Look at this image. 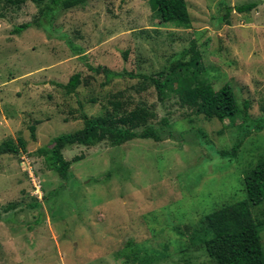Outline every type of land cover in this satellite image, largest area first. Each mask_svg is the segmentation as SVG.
I'll return each mask as SVG.
<instances>
[{
	"label": "rangeland",
	"instance_id": "374dc122",
	"mask_svg": "<svg viewBox=\"0 0 264 264\" xmlns=\"http://www.w3.org/2000/svg\"><path fill=\"white\" fill-rule=\"evenodd\" d=\"M186 1L188 26L162 22L154 0H89L16 34L39 9L30 0H0V145L26 141L18 154L0 153V264H216L201 242L216 230L209 213L239 210L218 228L264 221V201L249 203L244 185L264 155V0ZM251 2L249 12L235 9ZM226 7L233 8L225 18ZM192 42L214 88L233 87L241 108L234 121L191 113L174 91L161 104L140 76H157ZM75 73L82 82L67 93L61 84ZM114 99L129 109L153 106L157 124L169 114L164 139L69 146L67 159L83 158L72 162L67 181L47 168L37 149ZM253 122L262 128L252 129L236 157L215 153ZM261 241L264 247V230Z\"/></svg>",
	"mask_w": 264,
	"mask_h": 264
},
{
	"label": "trees",
	"instance_id": "16d2710c",
	"mask_svg": "<svg viewBox=\"0 0 264 264\" xmlns=\"http://www.w3.org/2000/svg\"><path fill=\"white\" fill-rule=\"evenodd\" d=\"M7 3L21 6L27 0H6ZM39 9L38 17L33 22H25L13 29L20 33L32 24L42 26L50 23L55 14L78 5H84L89 0H30ZM157 13L162 22L176 23L188 26L191 19L186 0H154ZM257 6L256 2L235 6L238 12H249ZM233 7H226L223 17L229 15ZM189 56V59L185 57ZM96 71L105 72L108 76L114 73L107 67H96ZM122 74V73H121ZM144 81L154 86L158 100L165 103L170 91H174L182 107L191 113L201 115L205 119H218L220 121H234L240 114L241 108L236 94L230 83L220 88H214L207 78V68L202 60V53L196 42L183 49L170 65L154 75H140ZM81 74H73L69 81L61 86L67 93L76 92L81 84ZM110 107L105 106L102 113L91 116L82 113L83 126L75 131L61 133L56 136L50 146L38 148L44 156L47 168L55 171L65 181L69 180L71 164L83 158L77 155L71 160L64 156V149L72 145L90 147L101 142L109 141L112 146H120L136 138L162 141V127L170 126L169 114L164 115L155 123L157 112L151 105L136 104L133 108H124L120 100H110ZM248 102H245L247 107ZM190 114V113H188ZM260 130L262 125L256 122L240 125L235 143L230 149H216L215 153L221 156L234 158L252 129ZM31 136L35 137V126H30ZM26 141L19 137L17 140L7 139L0 145V153L18 154L25 150ZM110 172L93 178L99 181L109 178ZM247 201L259 205L264 201V155L258 160L244 177ZM239 210L235 205L215 210L208 214V222L215 232L202 238V246L208 257L216 264H264V247L261 241V231L264 230V221L245 220L239 226L218 228L221 223L238 217ZM133 249V248H132ZM131 249V250H132ZM134 250V249H133ZM150 261V260H149ZM145 264H149L146 263Z\"/></svg>",
	"mask_w": 264,
	"mask_h": 264
},
{
	"label": "built area",
	"instance_id": "2783aa9c",
	"mask_svg": "<svg viewBox=\"0 0 264 264\" xmlns=\"http://www.w3.org/2000/svg\"><path fill=\"white\" fill-rule=\"evenodd\" d=\"M37 188H38V192H40V189H41V185L38 187V186H36Z\"/></svg>",
	"mask_w": 264,
	"mask_h": 264
}]
</instances>
